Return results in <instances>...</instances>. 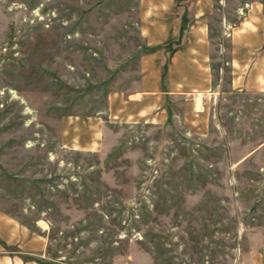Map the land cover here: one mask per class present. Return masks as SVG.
<instances>
[{"label":"rangeland","instance_id":"374dc122","mask_svg":"<svg viewBox=\"0 0 264 264\" xmlns=\"http://www.w3.org/2000/svg\"><path fill=\"white\" fill-rule=\"evenodd\" d=\"M226 10L214 95L194 102L202 131L182 112L165 125L108 112L150 51L140 0H0V210L48 241L25 259L264 264V93L231 89ZM98 117L97 149L66 145V121Z\"/></svg>","mask_w":264,"mask_h":264},{"label":"crops","instance_id":"0c3cea01","mask_svg":"<svg viewBox=\"0 0 264 264\" xmlns=\"http://www.w3.org/2000/svg\"><path fill=\"white\" fill-rule=\"evenodd\" d=\"M233 1L230 8L228 0H140V32L150 51L140 58L137 90L112 94L108 112L114 123L165 125L173 111L176 118L188 116L189 127L201 123L202 130L205 118L194 113L200 99L214 95L212 20L221 11L226 22L227 8L237 17L228 33L231 89L264 93V0ZM76 119L65 122L66 145L97 149L103 120ZM47 249L44 236L0 210V264H40L25 256Z\"/></svg>","mask_w":264,"mask_h":264}]
</instances>
